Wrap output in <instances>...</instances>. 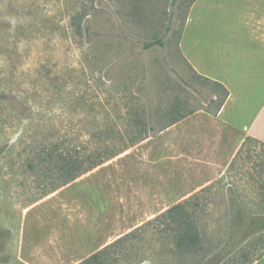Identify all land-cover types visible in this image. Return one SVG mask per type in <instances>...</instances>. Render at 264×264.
Instances as JSON below:
<instances>
[{
  "label": "rangeland",
  "instance_id": "1",
  "mask_svg": "<svg viewBox=\"0 0 264 264\" xmlns=\"http://www.w3.org/2000/svg\"><path fill=\"white\" fill-rule=\"evenodd\" d=\"M192 1L0 0V264H80L192 195L197 204L183 209L213 249L225 233L227 190L250 201L248 181L259 174L245 150L255 143L195 192L187 177L206 172L194 158L223 156L177 154L157 132L178 114L213 116L222 97L178 51ZM156 39L163 46L144 49ZM147 109L156 130L148 134L139 124ZM234 136L226 132L222 142ZM129 145L39 200L62 182L58 154L84 158ZM142 227L112 264L200 260L199 252L174 250L168 219Z\"/></svg>",
  "mask_w": 264,
  "mask_h": 264
},
{
  "label": "crops",
  "instance_id": "2",
  "mask_svg": "<svg viewBox=\"0 0 264 264\" xmlns=\"http://www.w3.org/2000/svg\"><path fill=\"white\" fill-rule=\"evenodd\" d=\"M177 47L196 76L228 92L216 115L194 114L159 132L170 137L166 148L177 154L223 156L218 161L208 156L194 158L205 163L206 172L187 177L188 184L197 186L196 192L216 180L213 172L219 178L230 167L246 138L264 144V95L251 92L264 90V0H193ZM253 97L259 98L251 101ZM226 132L235 136L224 144ZM177 158L171 157L174 163ZM256 262L264 264V256Z\"/></svg>",
  "mask_w": 264,
  "mask_h": 264
},
{
  "label": "trees",
  "instance_id": "3",
  "mask_svg": "<svg viewBox=\"0 0 264 264\" xmlns=\"http://www.w3.org/2000/svg\"><path fill=\"white\" fill-rule=\"evenodd\" d=\"M163 46L162 39H156L143 44L144 49H150L153 46ZM218 87L222 91V97L217 103L214 115L223 106L225 100L228 97V92L219 84ZM217 97L215 100L217 101ZM148 111V119L141 121L139 124L144 126V130L148 133H153L155 127ZM178 116V117H177ZM168 123L167 126L158 129L157 132H161L165 128L177 123L185 118L183 115H177ZM252 141L255 143L256 149L250 148L245 150V155L251 164L258 169V177L250 176L249 185L251 190L250 201H240L232 189L227 190V207L228 213L225 221V233L222 237L218 238V242L213 249H209L204 244V238L206 235L198 229V221L191 212L185 211L183 208L192 207L187 206L190 202L196 205V201L193 200L192 195L182 203L174 205L168 208L164 213L160 214L153 220H149L142 226H151L154 222H158L162 219H168L169 231L172 233V240L174 250L178 253H198L200 260L196 264H252L264 256V144H261L253 139L246 138L237 151L233 161L242 153L246 142ZM135 143V142H134ZM134 145V144H132ZM124 147V149L111 153L97 152L94 155H87L82 158L77 152L76 155L65 157L62 153L58 154V160L60 164L56 167L60 175L62 182L56 185H52L49 191H45L39 195V200L57 191L58 189L68 185L69 183L77 180L79 177L91 172L107 161L120 155L122 152L130 148ZM258 150V151H257ZM46 156L51 159L52 152L43 150ZM252 165V166H253ZM52 174V173H51ZM253 203L252 208H247V203ZM142 226L137 227L125 235L117 238L112 243L104 246L99 251L93 253L80 264H111L116 263L115 255L118 253V249L124 244L136 239L137 236L142 233ZM122 249V248H121ZM195 264V263H194Z\"/></svg>",
  "mask_w": 264,
  "mask_h": 264
}]
</instances>
